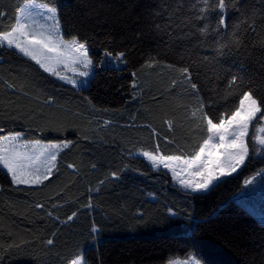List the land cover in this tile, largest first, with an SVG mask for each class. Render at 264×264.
<instances>
[{"label": "trees", "instance_id": "trees-1", "mask_svg": "<svg viewBox=\"0 0 264 264\" xmlns=\"http://www.w3.org/2000/svg\"><path fill=\"white\" fill-rule=\"evenodd\" d=\"M25 1L0 0V30ZM36 1L59 6L64 38L86 41L97 65L105 49L124 52L126 62L97 67L90 85L77 89L0 48V136L72 141L41 185H12L0 166V264H70L78 256L84 264H167L193 254L203 264H264V223L234 200L264 170V155L252 151L260 147L255 126L245 165L203 192L181 190L170 173L135 155L157 145L164 155L194 154L207 138L192 116L200 101L211 105L205 111L214 122L244 91L264 101V0H233L223 55L217 37L199 33L205 21L180 26L197 15L196 0ZM218 19L213 12L207 22L215 27ZM233 75L243 84L229 95Z\"/></svg>", "mask_w": 264, "mask_h": 264}, {"label": "snow or ice", "instance_id": "snow-or-ice-1", "mask_svg": "<svg viewBox=\"0 0 264 264\" xmlns=\"http://www.w3.org/2000/svg\"><path fill=\"white\" fill-rule=\"evenodd\" d=\"M58 7V5L48 6V3H45L35 14L29 12L27 15L22 14L24 12L22 8L16 13L15 21L10 28L0 30V48L15 49L17 53L34 61L43 72L77 89L81 82L90 85L89 78H94L97 67L103 68L106 63L126 62L124 52L112 53L105 49L103 58L97 65L86 41L81 42L75 36L70 40L64 38L62 24L58 17ZM192 7L197 15L185 18L180 26L192 24L193 19L205 21L203 26L198 28L199 33L204 37L210 35L217 37L216 51L218 55H223V49L228 47L223 37L229 28L227 22L229 9L235 7L233 0H196ZM213 12L219 13L215 27H211L207 22ZM5 16L6 13L0 11V18ZM36 17H42L50 23L41 24ZM192 26L196 27V25ZM239 26L237 24L235 27L238 29ZM232 35L235 36V31ZM235 42L238 44L239 41ZM209 59L207 56L204 57V60ZM154 63L155 58L153 57L146 61L145 65L152 67ZM168 67L171 68L173 65H168ZM178 71L191 83L188 67L180 68ZM132 75L135 77L136 74ZM80 78H83V81ZM237 81L243 84L242 78L237 75H233L228 81L229 95L233 94L231 90L237 86ZM175 84L176 81H173V85ZM132 86L136 87L135 82ZM8 87L11 88L13 85L9 84ZM191 88L198 94L195 83H191ZM262 104L264 101H258L251 90L244 91L235 110L232 111L226 107L219 114L218 122H214L217 117L211 111H205L211 105H205L203 101H200L199 108L193 111L192 116L197 119L201 127H206L207 138L203 139L194 154L164 155L157 145L154 152L143 151L141 155L154 170H167L165 174L170 173L172 181L181 190L192 192L209 190L222 178L237 172L250 157L248 142L250 125L255 126V123L264 120ZM197 111L202 115L198 117ZM108 123L105 121V124ZM2 131L3 129H0V132ZM257 131L264 134V127ZM21 140L22 134L19 132L0 136V166L10 176L12 185H41L48 181L57 169L58 153L72 145V141H65L40 147L39 140L31 142L26 140L21 142ZM256 141L260 147L253 145L252 151L264 155V138L257 136ZM67 167L71 169L74 166L68 164ZM260 174L264 175V170H261ZM113 175L115 176V173ZM250 182L246 180L245 184ZM36 207L42 208L43 205L37 204ZM172 215L175 214L172 213ZM75 216L74 212L67 219L70 221ZM92 231L94 234L98 233L95 227ZM47 243L51 245L53 240L49 239ZM72 264H84V261L78 257L72 261ZM173 264H200V262L193 254L192 258L183 262L175 261Z\"/></svg>", "mask_w": 264, "mask_h": 264}, {"label": "rangeland", "instance_id": "rangeland-1", "mask_svg": "<svg viewBox=\"0 0 264 264\" xmlns=\"http://www.w3.org/2000/svg\"><path fill=\"white\" fill-rule=\"evenodd\" d=\"M32 4H38V1L30 0L29 2H26L24 5H22L19 12L23 8L25 11V13H23V15H27L29 12H32L33 14H35V12L39 9H35V10L31 9L30 11L26 12V10L28 8H30V7H27V5H32ZM41 4L42 5H40V8L44 5L43 3H41ZM26 7H27V9H26ZM36 19L41 24L47 25L48 23H50L48 21H45L42 17H36ZM69 75H71V73H69ZM80 79H81V81H83V78H80ZM87 86H88V84L81 82L79 88H83V87H87ZM255 127L256 128H255L254 136H256V137L262 136L263 137L264 134L258 132L257 130L261 127H264V120H261L260 122H258V124H256ZM4 135H9V133L3 134L2 136H4ZM40 142H41L40 147H42V146L49 144V143H62L64 141H61V142H58V141H56V142L40 141ZM142 152L143 151L136 152L135 155L143 158L151 166V164L141 155ZM217 155H219V154L217 153ZM232 174H234V173H232ZM248 181H251V182L248 184H244V188L242 189V191H240L239 193H237L234 196V200L236 202H238V204H240L244 209H246L258 222L264 223V175L258 174L254 178H252ZM189 191H191V190H189ZM199 192H203V191H199ZM192 256L193 255H190L189 257L184 258V259H181V258L172 259V260L168 261L167 264H173V262H175V261L183 262V261H186V260L192 258ZM78 257H80L83 260L82 256H78ZM70 264H72V262ZM200 264H203V263L200 262Z\"/></svg>", "mask_w": 264, "mask_h": 264}, {"label": "crops", "instance_id": "crops-1", "mask_svg": "<svg viewBox=\"0 0 264 264\" xmlns=\"http://www.w3.org/2000/svg\"><path fill=\"white\" fill-rule=\"evenodd\" d=\"M29 1H30V0L25 1L22 5H24L26 2H29ZM38 4H39V5H38ZM38 4L27 5V7H30V8L27 9V7H26V9H27L26 12L30 11L31 9H34V10H35V9H40V5H42V4H41V2H39V1H38ZM22 5L20 6V8L22 7ZM38 6H39V7H38ZM20 8H19V10H20ZM19 10H18V12H19ZM23 13H25V11H24ZM23 13H22V14H23ZM14 50H15V49H14ZM8 133H9V134H14V133H17V131H15V132H8ZM8 133H7V134H8ZM19 133H21V132H19ZM3 134H6V133H3ZM3 134H2V135H3ZM21 134H22V133H21ZM2 135H1V136H2ZM23 141H25V140H23V138H22L21 142H23ZM34 141H36V140H34ZM29 142H31V141H29ZM151 167H152V166H151Z\"/></svg>", "mask_w": 264, "mask_h": 264}]
</instances>
